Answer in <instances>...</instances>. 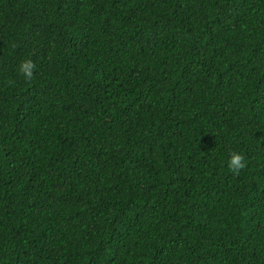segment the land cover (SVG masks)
I'll return each instance as SVG.
<instances>
[{"label": "trees", "instance_id": "1", "mask_svg": "<svg viewBox=\"0 0 264 264\" xmlns=\"http://www.w3.org/2000/svg\"><path fill=\"white\" fill-rule=\"evenodd\" d=\"M0 264H264V0H0Z\"/></svg>", "mask_w": 264, "mask_h": 264}, {"label": "clouds", "instance_id": "2", "mask_svg": "<svg viewBox=\"0 0 264 264\" xmlns=\"http://www.w3.org/2000/svg\"><path fill=\"white\" fill-rule=\"evenodd\" d=\"M35 68V62L30 57H25L17 63L15 71L24 80H31L34 75ZM245 164V158L239 152L233 151L227 158V166L233 171L242 169L245 167Z\"/></svg>", "mask_w": 264, "mask_h": 264}]
</instances>
